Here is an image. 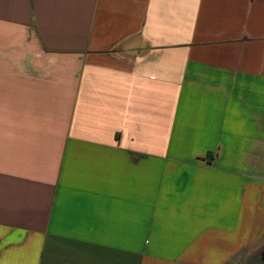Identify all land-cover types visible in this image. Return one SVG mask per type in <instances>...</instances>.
I'll use <instances>...</instances> for the list:
<instances>
[{"label": "crops", "instance_id": "1", "mask_svg": "<svg viewBox=\"0 0 264 264\" xmlns=\"http://www.w3.org/2000/svg\"><path fill=\"white\" fill-rule=\"evenodd\" d=\"M261 250L264 0H0V264Z\"/></svg>", "mask_w": 264, "mask_h": 264}, {"label": "rangeland", "instance_id": "2", "mask_svg": "<svg viewBox=\"0 0 264 264\" xmlns=\"http://www.w3.org/2000/svg\"><path fill=\"white\" fill-rule=\"evenodd\" d=\"M263 254L264 252H262V250L258 251L247 258H242L240 261L236 262L235 264H264Z\"/></svg>", "mask_w": 264, "mask_h": 264}, {"label": "water", "instance_id": "3", "mask_svg": "<svg viewBox=\"0 0 264 264\" xmlns=\"http://www.w3.org/2000/svg\"><path fill=\"white\" fill-rule=\"evenodd\" d=\"M263 258H264V254H263Z\"/></svg>", "mask_w": 264, "mask_h": 264}]
</instances>
